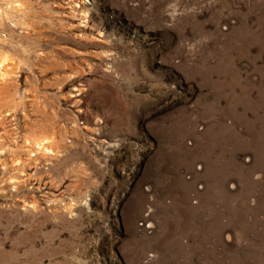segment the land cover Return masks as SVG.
Segmentation results:
<instances>
[{
  "label": "rangeland",
  "instance_id": "rangeland-1",
  "mask_svg": "<svg viewBox=\"0 0 264 264\" xmlns=\"http://www.w3.org/2000/svg\"><path fill=\"white\" fill-rule=\"evenodd\" d=\"M19 1L0 264H264V0Z\"/></svg>",
  "mask_w": 264,
  "mask_h": 264
},
{
  "label": "bare ground",
  "instance_id": "bare-ground-1",
  "mask_svg": "<svg viewBox=\"0 0 264 264\" xmlns=\"http://www.w3.org/2000/svg\"><path fill=\"white\" fill-rule=\"evenodd\" d=\"M3 1L7 4L9 8L14 10V12L19 11L22 6V3L19 0H3ZM1 16L8 18L6 16V12L0 9V17ZM8 19L10 20V23L12 26L14 25V23L16 24L14 18L9 17ZM9 60L10 58L7 53H0V82L4 81L10 75V70H9L10 61ZM8 114L9 112H6V115ZM23 143H24V146L27 148V155L29 158H34L38 154H42L47 157H52L57 154L54 138L46 134H41L37 136H27L23 140ZM20 162L21 161L19 159L13 160V163L15 165H18Z\"/></svg>",
  "mask_w": 264,
  "mask_h": 264
},
{
  "label": "built area",
  "instance_id": "built-area-1",
  "mask_svg": "<svg viewBox=\"0 0 264 264\" xmlns=\"http://www.w3.org/2000/svg\"><path fill=\"white\" fill-rule=\"evenodd\" d=\"M149 224H147V222L145 223L146 227H150V222H148ZM148 257L150 258V256L148 255Z\"/></svg>",
  "mask_w": 264,
  "mask_h": 264
}]
</instances>
